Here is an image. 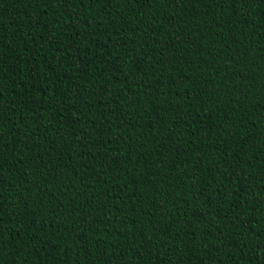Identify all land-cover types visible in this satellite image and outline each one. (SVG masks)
Listing matches in <instances>:
<instances>
[{
  "label": "trees",
  "instance_id": "16d2710c",
  "mask_svg": "<svg viewBox=\"0 0 264 264\" xmlns=\"http://www.w3.org/2000/svg\"><path fill=\"white\" fill-rule=\"evenodd\" d=\"M0 264H264V0H0Z\"/></svg>",
  "mask_w": 264,
  "mask_h": 264
},
{
  "label": "snow or ice",
  "instance_id": "6c2138e0",
  "mask_svg": "<svg viewBox=\"0 0 264 264\" xmlns=\"http://www.w3.org/2000/svg\"><path fill=\"white\" fill-rule=\"evenodd\" d=\"M243 2L247 3V2H248V0H243Z\"/></svg>",
  "mask_w": 264,
  "mask_h": 264
}]
</instances>
